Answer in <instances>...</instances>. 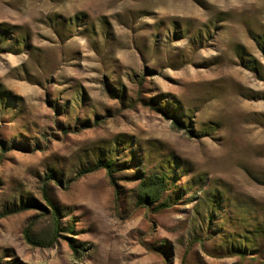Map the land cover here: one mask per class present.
Segmentation results:
<instances>
[{"label":"rangeland","instance_id":"374dc122","mask_svg":"<svg viewBox=\"0 0 264 264\" xmlns=\"http://www.w3.org/2000/svg\"><path fill=\"white\" fill-rule=\"evenodd\" d=\"M0 24V264H264V0H0ZM107 159L115 184L78 174Z\"/></svg>","mask_w":264,"mask_h":264},{"label":"trees","instance_id":"16d2710c","mask_svg":"<svg viewBox=\"0 0 264 264\" xmlns=\"http://www.w3.org/2000/svg\"><path fill=\"white\" fill-rule=\"evenodd\" d=\"M16 28V27H15ZM5 31L4 26L0 24V34H2ZM114 164L115 162L113 159H107L105 161H96L92 165H88L84 167L81 171H79L78 174H82L83 172L92 171L96 168L104 167L107 170L108 175L111 178V182L115 184V178L113 175L114 172ZM168 173L161 169L157 170L151 173H148L147 175L143 176L137 186V199L136 203L137 205H151L155 202H158L165 190L168 186ZM44 190V189H43ZM167 205V202H159L156 207ZM7 211H3L0 213V216L6 214ZM53 221L55 222L54 230H56L57 225V217L55 213H53ZM26 238L28 241L31 240V238L28 235V228L24 230ZM31 242V241H30ZM75 252H80L76 248H74ZM241 251V250H238ZM241 253V252H240ZM243 259L242 256L239 257V261L234 264H239V262Z\"/></svg>","mask_w":264,"mask_h":264}]
</instances>
